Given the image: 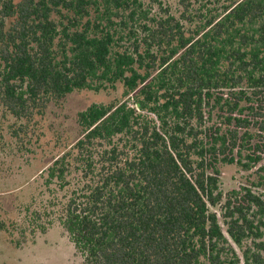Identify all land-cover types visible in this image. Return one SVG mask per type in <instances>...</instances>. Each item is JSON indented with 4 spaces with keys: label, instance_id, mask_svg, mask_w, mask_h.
Here are the masks:
<instances>
[{
    "label": "trees",
    "instance_id": "1",
    "mask_svg": "<svg viewBox=\"0 0 264 264\" xmlns=\"http://www.w3.org/2000/svg\"><path fill=\"white\" fill-rule=\"evenodd\" d=\"M216 3L0 0L17 138L76 90L124 87L78 113L38 194L0 219L16 247L59 225L85 264H264L263 196L218 185L220 162L264 160V0Z\"/></svg>",
    "mask_w": 264,
    "mask_h": 264
},
{
    "label": "rangeland",
    "instance_id": "2",
    "mask_svg": "<svg viewBox=\"0 0 264 264\" xmlns=\"http://www.w3.org/2000/svg\"><path fill=\"white\" fill-rule=\"evenodd\" d=\"M161 1L173 12L181 10L179 0ZM203 1L210 8L218 6L216 0ZM123 92L124 87L118 83L116 89L76 90L51 102L42 117L25 125L28 133H21L23 143L13 131L19 127L20 121L10 115L0 117V219L18 218V206L29 203L38 194L43 181L41 172L63 150V146L80 135L78 113L93 103L123 100ZM218 168L219 190L224 197L234 189L245 187L264 198V160L257 164L249 162L248 166L238 161L220 162ZM212 209L221 218V206ZM258 216L264 223V213ZM223 229H226L225 225ZM262 230L264 232V227ZM15 238L19 236L15 235ZM10 239L11 236L0 229V264H85L59 225L52 226L47 233H39L35 240L19 248Z\"/></svg>",
    "mask_w": 264,
    "mask_h": 264
}]
</instances>
